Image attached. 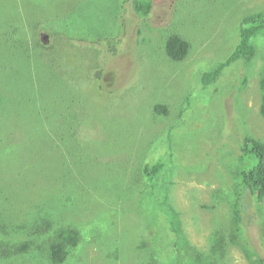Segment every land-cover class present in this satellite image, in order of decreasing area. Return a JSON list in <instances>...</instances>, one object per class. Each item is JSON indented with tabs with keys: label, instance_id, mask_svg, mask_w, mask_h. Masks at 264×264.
<instances>
[{
	"label": "rangeland",
	"instance_id": "rangeland-1",
	"mask_svg": "<svg viewBox=\"0 0 264 264\" xmlns=\"http://www.w3.org/2000/svg\"><path fill=\"white\" fill-rule=\"evenodd\" d=\"M38 1L43 8L44 0ZM55 5L56 13L75 11L82 31L70 32L72 36L116 33L120 23L121 44L116 52L89 37L61 33L44 44L43 22L31 36L46 54L38 60L52 67L36 73L32 99L46 95L50 85L66 92L73 86L76 99L69 100L67 116L58 107L48 116L61 111L56 123L64 122L49 138L39 130L45 126L44 134L50 131L46 125L51 120L42 121L35 104H15L12 109L20 115L12 117L0 111V226L25 225L20 220L44 205L49 193L59 202L52 208L59 212L58 222L81 232L78 249L66 264H178L164 211L170 207L190 242L210 253L212 233L230 226L231 178L237 169L252 166V160L240 158V143L245 136L264 141L259 112L264 37L255 38L257 57L249 64H231L207 89L194 83L199 70L215 66L232 51L241 18L264 11V0H152L148 25L134 13L132 0H55L48 8ZM129 18L132 28L124 31ZM173 29L192 43L181 62L171 60L164 49ZM42 63L33 64L40 68ZM26 76L23 71L22 80ZM55 99L49 96L50 102ZM158 103L169 106L167 116L154 113ZM78 123L76 142L62 146L65 158L60 150H51V140L60 146ZM168 149L171 162L153 187H145L144 179L133 183L146 162L163 158ZM256 200L247 203L244 223L252 246L263 255L264 198ZM7 238L11 236L0 232V242ZM38 262L28 256L24 264ZM218 264L250 263L239 245L229 243Z\"/></svg>",
	"mask_w": 264,
	"mask_h": 264
},
{
	"label": "trees",
	"instance_id": "trees-1",
	"mask_svg": "<svg viewBox=\"0 0 264 264\" xmlns=\"http://www.w3.org/2000/svg\"><path fill=\"white\" fill-rule=\"evenodd\" d=\"M52 1L55 0H44L45 5L42 8V3L38 0H0V48L3 49V53L0 51V111L5 117H12L14 114L20 115L19 112L12 109L15 104H35L36 115L42 121L48 122L51 120V123L46 125L51 128L50 131L46 130L44 134L43 128L45 126L39 130L40 134L44 135L45 138H49V135L52 136V133L57 135L64 125L63 121L56 123L59 120V115L63 114L61 111L57 110L59 113L55 115V119H49L48 116L53 117V113L56 111L55 107L64 110L67 116V110L70 107L68 105L69 100L72 98L71 103H73L76 96L72 89L73 86H71V89L68 88L66 92L65 89H59L50 85L47 88L48 92L46 91V95L35 101L32 99L35 96L33 90L36 73L38 70L44 71L50 69L52 71V67L38 60L46 54L41 50L37 39H33L32 41L31 36L35 35L36 30L43 22L41 29L44 28L49 36L61 33L67 38L84 39L89 37L84 34L77 35V37L72 36L73 33L77 34L82 31V25L75 18V11L63 14L56 13L57 5L54 6L53 10L52 8H48V5ZM132 7L134 13L142 19L141 23L148 25L152 0H132ZM120 18L121 16L118 18L119 21ZM65 23L71 30L66 28ZM182 23L180 21L179 25ZM126 24L127 27L124 26ZM46 25L47 27H45ZM132 25L131 18L125 19L123 23L124 31L132 28ZM119 31L121 32L120 23L116 33L112 31L97 32L95 30L94 36L89 38L92 39L93 43H102L107 45V47L109 44L112 50L117 52V45L121 44L120 39L117 38ZM140 31L141 29H139ZM70 32L73 33L71 34ZM237 33V43L224 59L218 61L211 68L197 72L196 83H194L196 87L207 89L208 87L215 86L224 70L231 64L240 60L249 64L255 60L257 57L255 38L258 35L264 37V11H255L244 15L239 22ZM164 41L165 53L175 62L185 60L192 48L189 37H185L180 31L177 32V29L169 30ZM42 49L46 50L48 47H43ZM261 60L263 62V70L259 79V112L264 118V53H261ZM37 62L43 65L37 68L33 64ZM23 71L26 72L27 76L22 80ZM98 74L101 75L102 71ZM246 80L245 76H243L242 83L245 84ZM55 95L57 99L50 102L49 96ZM38 112H45V114H39ZM154 113L167 116L169 114V106L158 103L154 107ZM53 119L54 123H52ZM65 119L68 121L67 117ZM77 125L78 130L76 129L77 132H75L74 129ZM72 126L73 128L69 135L62 140L60 146L57 143H53L55 140H51V150H60L64 158L66 155L62 146L76 142L77 136H79H76V134L81 128L79 123ZM74 136L76 137L74 138ZM45 141H48V139H45ZM239 149L240 158L242 160H252V166L249 170L237 169L231 178L234 196L231 195L229 199L232 211L229 222L230 226L227 231L217 228L212 233V238H210V253L198 249L196 245L190 242L181 230L178 215L173 208L166 207L164 209L168 218L170 231L175 238L173 248L174 252H177L176 261L178 264H218V258L224 254L226 246L229 243L239 245L250 264H264V243L262 244V255L252 246L247 234L246 224L244 223L247 203L253 201L254 196L258 203L264 198V141L252 136H245L240 143ZM161 156L163 158L156 159L153 163L146 162L141 167L140 179L138 181L134 180L133 183H139L144 179L143 183L146 185L145 187H153L154 181L167 169V165L171 162L172 155L169 149ZM161 159H164L166 162ZM228 188L231 192V188L229 186ZM48 194L42 200L45 201L42 202L44 205H39L36 209L30 211L26 220H20L25 225H16L9 228L6 223L1 224L0 232L11 236V238L1 239L0 262L24 264L27 257L30 256L31 258L38 259V264H66L73 252L78 249L81 241V232L72 224H60L58 222L57 217L59 212L52 208L57 207L55 202H59L57 197L50 199ZM75 202L72 201L70 205L74 206ZM260 208L261 205L260 207L257 206L256 211L259 212ZM70 211L72 212L73 210ZM27 225H30L29 230H26ZM23 232L28 234H25V237L19 236L20 238H14V236H18ZM183 251L187 255L188 261L184 260L185 254L182 255Z\"/></svg>",
	"mask_w": 264,
	"mask_h": 264
},
{
	"label": "water",
	"instance_id": "water-1",
	"mask_svg": "<svg viewBox=\"0 0 264 264\" xmlns=\"http://www.w3.org/2000/svg\"><path fill=\"white\" fill-rule=\"evenodd\" d=\"M41 36V41L44 43V44H46V43H48V41H49V34L48 33H41L40 34Z\"/></svg>",
	"mask_w": 264,
	"mask_h": 264
}]
</instances>
